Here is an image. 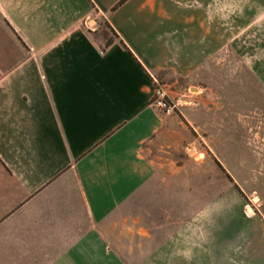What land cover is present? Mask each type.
Instances as JSON below:
<instances>
[{
    "label": "crops",
    "instance_id": "1",
    "mask_svg": "<svg viewBox=\"0 0 264 264\" xmlns=\"http://www.w3.org/2000/svg\"><path fill=\"white\" fill-rule=\"evenodd\" d=\"M194 3L0 0V264H264V141L203 134L231 108Z\"/></svg>",
    "mask_w": 264,
    "mask_h": 264
},
{
    "label": "rangeland",
    "instance_id": "2",
    "mask_svg": "<svg viewBox=\"0 0 264 264\" xmlns=\"http://www.w3.org/2000/svg\"><path fill=\"white\" fill-rule=\"evenodd\" d=\"M204 1L195 0L192 7H195V14L201 17L206 27L213 28L216 34V52L211 61L213 67L204 73L205 80L202 84L215 94L214 101L220 107L226 104L231 108L230 116L225 119L224 116L216 118L218 123L226 122L232 129L203 134H209L213 138L212 146L218 156L222 159L229 156L233 163H238L239 139L242 133L234 125L240 120L242 122L245 120L249 126L247 138L264 141V0ZM102 27L101 32L110 36L105 24ZM206 75H210V79L205 78ZM168 79L170 82L166 88L162 84L159 87L165 88L171 104H176L180 100L181 86L186 92H196L195 83L185 85L174 81L175 77ZM240 92L245 96L242 103H246V111L243 109L242 114H239ZM229 94L230 99L224 100V95ZM256 125L263 127L258 131ZM247 202L248 209H254L257 205L252 196Z\"/></svg>",
    "mask_w": 264,
    "mask_h": 264
},
{
    "label": "built area",
    "instance_id": "3",
    "mask_svg": "<svg viewBox=\"0 0 264 264\" xmlns=\"http://www.w3.org/2000/svg\"><path fill=\"white\" fill-rule=\"evenodd\" d=\"M151 106L161 109L164 113L169 114L174 111L176 105L169 102L164 88L157 87L151 100Z\"/></svg>",
    "mask_w": 264,
    "mask_h": 264
},
{
    "label": "trees",
    "instance_id": "4",
    "mask_svg": "<svg viewBox=\"0 0 264 264\" xmlns=\"http://www.w3.org/2000/svg\"><path fill=\"white\" fill-rule=\"evenodd\" d=\"M123 0H121V2H122Z\"/></svg>",
    "mask_w": 264,
    "mask_h": 264
}]
</instances>
